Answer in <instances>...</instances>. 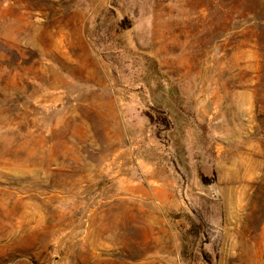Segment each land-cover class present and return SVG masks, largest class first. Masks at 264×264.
<instances>
[{
    "label": "rangeland",
    "instance_id": "obj_1",
    "mask_svg": "<svg viewBox=\"0 0 264 264\" xmlns=\"http://www.w3.org/2000/svg\"><path fill=\"white\" fill-rule=\"evenodd\" d=\"M0 264H264V0H0Z\"/></svg>",
    "mask_w": 264,
    "mask_h": 264
}]
</instances>
